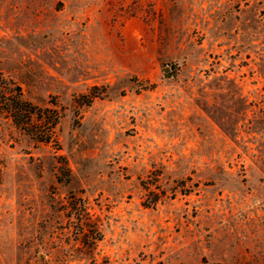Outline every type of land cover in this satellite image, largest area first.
Instances as JSON below:
<instances>
[{"label": "rangeland", "instance_id": "1", "mask_svg": "<svg viewBox=\"0 0 264 264\" xmlns=\"http://www.w3.org/2000/svg\"><path fill=\"white\" fill-rule=\"evenodd\" d=\"M0 264H264V0H0Z\"/></svg>", "mask_w": 264, "mask_h": 264}, {"label": "trees", "instance_id": "2", "mask_svg": "<svg viewBox=\"0 0 264 264\" xmlns=\"http://www.w3.org/2000/svg\"><path fill=\"white\" fill-rule=\"evenodd\" d=\"M19 94L23 95L22 92ZM17 104L15 123L29 132L38 142H50L55 135L59 116L47 115L25 98L18 99Z\"/></svg>", "mask_w": 264, "mask_h": 264}]
</instances>
